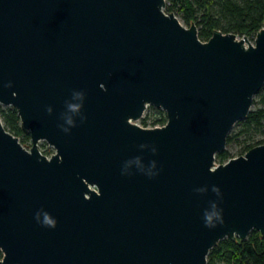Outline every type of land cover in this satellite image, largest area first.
<instances>
[{
    "label": "water",
    "instance_id": "water-1",
    "mask_svg": "<svg viewBox=\"0 0 264 264\" xmlns=\"http://www.w3.org/2000/svg\"><path fill=\"white\" fill-rule=\"evenodd\" d=\"M165 8L0 0V105L32 143L0 118V264H208L264 237V145L216 164L264 87V27L203 42ZM150 106L164 126L137 124Z\"/></svg>",
    "mask_w": 264,
    "mask_h": 264
},
{
    "label": "trees",
    "instance_id": "trees-1",
    "mask_svg": "<svg viewBox=\"0 0 264 264\" xmlns=\"http://www.w3.org/2000/svg\"><path fill=\"white\" fill-rule=\"evenodd\" d=\"M165 11L174 14L178 11L188 25L195 23L203 42L209 41L216 30L254 41L257 33L264 27V0H166ZM256 103L261 106L252 110L243 121L240 135L264 132V87L255 97L254 106ZM0 116L7 131L16 137L24 136L22 145L31 140L30 134L21 125L16 109L9 107L2 110ZM161 116L162 119L156 120L153 126H164L167 123L163 111ZM233 138L229 136L228 144ZM251 139L250 137L249 140ZM260 145H264V140L248 144L245 153ZM230 159L227 151L216 156L219 164H225ZM2 258L0 251V261ZM208 264H264V237L254 230L245 241L226 239L210 252Z\"/></svg>",
    "mask_w": 264,
    "mask_h": 264
},
{
    "label": "rangeland",
    "instance_id": "rangeland-1",
    "mask_svg": "<svg viewBox=\"0 0 264 264\" xmlns=\"http://www.w3.org/2000/svg\"><path fill=\"white\" fill-rule=\"evenodd\" d=\"M181 24H185L186 26L190 27V25H188L184 19H183V15L180 14L178 11H175ZM239 38V37H238ZM249 41L254 44V41H252L251 39H249ZM256 101H258V98H256ZM261 105L256 103L255 106H253L252 110L260 107ZM9 107H4L2 105H0V114L2 110H6ZM161 109H156L152 106L148 107L144 117L137 122V124L145 127V128H155V126H153V123L156 120L162 119L161 116ZM1 118V116H0ZM2 120V118H1ZM144 121H146V124H144ZM244 121V120H243ZM243 121L238 122L235 127L233 128L232 132H231V136H233V141L231 143L228 144L226 151L230 154L231 159L239 156L240 154L245 152V147L248 144L254 143V142H259L264 140V132L263 133H255V132H250L247 134H243L240 135V131L243 129ZM3 122V121H2ZM4 125V123H3ZM146 125V126H145ZM9 132V131H8ZM13 135V134H12ZM252 138L251 140H249V138ZM20 142L23 141L24 136L18 137ZM24 146L30 150L32 147V143L31 140L27 143H24ZM39 147L47 154V156L50 158L54 153H55V149L53 147H51L48 143L46 142H40L39 143ZM217 165H220L218 161H216Z\"/></svg>",
    "mask_w": 264,
    "mask_h": 264
},
{
    "label": "clouds",
    "instance_id": "clouds-1",
    "mask_svg": "<svg viewBox=\"0 0 264 264\" xmlns=\"http://www.w3.org/2000/svg\"><path fill=\"white\" fill-rule=\"evenodd\" d=\"M76 95L78 98H81V99L83 97L82 93H76ZM78 109H79V105L73 106V111H78ZM49 111H51V109H49ZM65 122L68 124L72 123L71 119H67ZM63 130L66 132L68 131L67 128H64ZM206 219H207V217H206ZM37 222L40 223L39 215L37 216ZM43 224L45 226H48V227H55V221L53 219L49 218V216L47 214L44 215ZM206 226H208V225H206Z\"/></svg>",
    "mask_w": 264,
    "mask_h": 264
},
{
    "label": "built area",
    "instance_id": "built-area-1",
    "mask_svg": "<svg viewBox=\"0 0 264 264\" xmlns=\"http://www.w3.org/2000/svg\"><path fill=\"white\" fill-rule=\"evenodd\" d=\"M164 112V111H163ZM165 113V112H164ZM166 115V114H165ZM156 127H160V126H156Z\"/></svg>",
    "mask_w": 264,
    "mask_h": 264
}]
</instances>
